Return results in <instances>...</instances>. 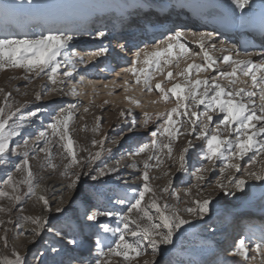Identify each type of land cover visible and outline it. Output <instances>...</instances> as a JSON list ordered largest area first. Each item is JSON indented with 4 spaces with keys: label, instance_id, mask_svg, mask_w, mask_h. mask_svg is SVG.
<instances>
[{
    "label": "snow or ice",
    "instance_id": "6c2138e0",
    "mask_svg": "<svg viewBox=\"0 0 264 264\" xmlns=\"http://www.w3.org/2000/svg\"><path fill=\"white\" fill-rule=\"evenodd\" d=\"M234 4L233 13L236 9L241 13L248 9L251 13L252 0H234ZM33 5L34 0H27L26 3L25 0H14L13 3L0 5V15ZM182 27L176 25L158 43L136 50L129 61L130 67L123 69L124 73H130L135 78L137 85L143 76L142 90L148 93L155 90L164 101L175 98V106L171 109L154 115L143 112L142 120L138 122L133 118L129 123L126 133L135 135L141 129L148 130L152 139L130 150L128 155L132 162L125 165H121L120 161L112 165L97 164L102 154L112 153L111 147H104L109 138L107 133H103L100 139L91 140L92 148L98 149L94 152L78 145L72 134L78 111L75 104L59 108L52 122L35 134L29 133L24 123L22 110L33 102L43 100L46 93L80 95L73 80L77 63H83L84 59L78 52H69L74 37L59 30H48L47 34L0 36V72L20 70L21 76L13 75L10 79L33 81L46 77L53 85L51 88L47 83L41 85L42 90L33 93V100L23 102L13 98L11 91L0 88L3 101L0 106V166L10 165L14 169H5L4 187L0 188V200H7L8 204L7 207L0 204V213L8 216L7 220L0 217V264H164L169 254L166 246L174 245V238L181 234L184 226L191 227L194 220L203 221L209 217L213 211L211 205L218 196L244 193L249 180L264 182V52L241 53L235 46L227 47L223 41L217 46L212 33L184 31ZM97 37L105 38L106 33L98 30ZM183 38L198 45V50H193L191 55L201 57L202 62L190 63L176 74L184 77L186 83H174L165 89L163 81H158L153 87L150 68L154 66L159 70L161 58L168 56L171 59L176 48H179L181 56L189 54L190 49L182 42ZM119 49L121 52L132 51L131 46L126 44H120ZM217 50L227 54L214 56ZM109 52L108 47L101 46L91 56H106ZM141 63L144 67L137 68ZM168 63L169 60L164 61L165 65ZM219 64L226 68L220 69ZM209 70L215 75L188 79L193 71L198 74ZM241 76L248 79L243 80ZM172 77L173 73L169 71L165 79L171 81ZM123 84H129L127 78L123 79ZM19 91L16 88V92ZM22 95L27 96L28 93ZM125 99L136 107L141 106L139 100L127 96ZM107 103V100L104 101V104ZM89 111V106L85 105L83 112ZM120 115H131V110L122 109ZM37 116L38 110L29 111V126ZM96 120L93 132L100 131L101 118ZM150 123L154 126L151 130ZM86 129L85 124L83 130ZM122 133H125L124 129L111 140L113 145L120 144L125 138ZM25 135L32 136V139H25ZM180 137H183V144L178 156H174L173 146ZM54 148L59 164L53 162ZM165 149L167 161L172 162L163 171L167 182L162 186L154 185L151 182L161 177L151 175L150 170H159L165 165V159L159 155ZM39 153L44 154L40 167L53 171L62 169L60 175L66 181L55 203L47 194L49 189L40 182L43 177L37 179L33 171L32 161H40ZM141 156L142 161H137L136 157ZM190 160L200 166L193 165L192 175L196 184L183 190L187 199L180 207L181 196L173 187L175 173L172 168L175 166L176 172H188ZM217 161L223 166L219 168V177L213 185L207 176L216 171ZM140 163L143 167L136 176L139 184L133 186L124 180V194L114 192V200L113 196H105L106 203L99 202L101 194L83 179L88 177L93 182H99L104 177L115 176L119 184L121 168L137 169ZM24 186L27 192L23 191ZM205 186L211 191H205ZM193 187L197 190L195 195ZM37 189L41 191L37 192ZM25 196L35 199V204L40 205V212L23 215L24 209L19 208L16 220H13V209L21 204ZM169 198H174L176 203H171ZM77 200L81 209L76 211L73 222L69 213L74 211L72 205ZM109 219H114L117 226L112 227ZM20 221L28 226L18 233L19 236L27 233L23 248L17 247L10 239L9 232L12 230L7 227L8 224L21 227ZM101 233L111 234L115 239L105 245ZM33 248L36 249L34 253ZM220 252L221 257L214 264H264V238L253 241L250 237L239 235Z\"/></svg>",
    "mask_w": 264,
    "mask_h": 264
},
{
    "label": "rangeland",
    "instance_id": "374dc122",
    "mask_svg": "<svg viewBox=\"0 0 264 264\" xmlns=\"http://www.w3.org/2000/svg\"><path fill=\"white\" fill-rule=\"evenodd\" d=\"M13 2L14 0H0V5ZM11 15L14 17V21L9 19ZM6 17H8V19ZM44 27L46 26H43L42 22L38 18L22 11L10 10L7 15H0V36H23L32 35L34 33L45 34L46 30ZM166 33H169V31ZM140 37H142V34H140ZM163 38L161 37L157 39L155 43H158ZM134 39V37L129 38L127 36V40L124 39L119 42V44L128 45L127 43H129L128 46H130V43L134 41ZM85 42L86 40H81L78 45L77 43H73L72 48L69 50L70 53L73 51L78 52L84 59L83 63H77L73 80V83L76 84L77 91L80 93V95L74 97L72 95L46 93L43 100L29 104L27 108L22 110L23 116L25 117L24 123L29 133L35 134L36 131L43 130V128L47 124L52 122V117L56 115L59 108H66L69 104H75L81 110H83V107L85 105L89 106V108L92 109L96 108V104L101 103V99H104V101L107 100L108 103H103L101 105V112L117 113L122 109L131 110V115H126L130 122L133 120V118H135L139 122L143 118V112H148L150 115H154L156 112H162L165 109H171L175 106V98L169 101H164L159 98L160 94L157 91L154 90L153 92L148 93L146 90H142L143 76H141L140 78L141 83L137 85L135 84V78L131 74V76H125L123 74V70L118 67L119 64L120 66L125 65L126 68L130 67L129 61L133 58V53L135 52V50L145 47H151L153 43L148 45L144 43L131 45L132 51L120 52L122 58L120 60L116 59V61L113 62L114 64H112L108 59L106 61L105 58L113 50V48L110 46L108 47L110 49L109 54L106 56H101V62L96 60L92 66L91 61L95 60V58L91 56V53L97 51L100 47L96 46L95 48H93L92 46H86L92 45V42ZM173 52L174 55L171 57V59H169L168 56H164L161 58V68L159 70H157L154 66L150 68L149 74L152 77L151 84L153 85V87L158 81H163L162 86L165 89L170 88L174 83L184 84L186 83L185 78L176 74L185 69L190 61L196 64L201 63L199 57H193L191 54H185L181 56L179 48L174 49ZM60 59L63 58L61 57ZM76 59L78 60L79 58L76 57ZM165 60H169V63L167 65L164 64ZM177 64H179V67H177ZM142 67H144L142 63L137 65V68ZM61 71H63V65ZM169 71L173 73L171 81L165 79ZM13 75L21 76L22 73L20 72V70H16L15 72L11 70L0 72V88H4L6 91H11L13 93V98L20 102H23L24 100H33V93L41 91V85L45 83L48 84L49 88L53 87V85H51V83L47 81L46 77L41 79H34L33 81H26L24 79H10V77H12ZM209 75H215V73L209 74V72L207 71H202L197 74L195 71H193L188 79H203ZM99 77L104 78V82H106L105 85L107 84L108 87H100V83H98L100 81L98 80L96 83V78L98 79ZM81 78H83L82 81ZM124 78H128V85L123 84ZM240 78L243 80L248 79L247 77L243 76H241ZM89 81H91L92 83H89ZM113 81H116V83L120 85L116 86V83L113 84ZM222 82L227 83V81ZM92 85L97 87H94ZM239 86L247 87L248 85ZM16 88H19V93L16 92ZM125 88H127V91H125ZM133 89H136L137 92H140V94L135 92V90ZM67 90V87H65V91ZM24 92H27L28 95H22V93ZM126 96L131 97L135 100H139L141 106L136 107L134 104L130 103L129 100L125 99ZM153 101H156V103H153ZM2 105L3 101L2 98H0V106ZM30 110H38V116L34 118L32 124L29 126L27 117ZM119 118L120 112L118 113L117 120ZM108 119L109 118L105 117L100 121L101 127L99 132H93L92 129H90L88 133H84L83 131H80L78 127L74 126L75 131L72 133L73 137L78 142L79 146L87 147L90 151L94 152L98 149L92 148L91 140L93 138L100 139L103 133H107L109 138L105 141L104 147H111L112 153L111 155H108L107 153L102 154L101 160L97 161V164H99L100 166H103L104 163L112 165L116 163V161H120L121 165L130 164L132 161L128 155L129 151L133 150L134 147L141 142H149L152 137L149 135L148 130H145L146 132L142 133V131H144L143 129L138 131L135 135L126 133V129L128 128L130 122L125 126L116 128L115 123L112 120ZM87 123L89 124L88 121ZM153 127L154 126L150 123L149 130L153 129ZM121 129L125 130V133H122L125 138L121 141L120 144L113 145L111 143V140L113 138H116L117 133L120 132ZM24 138L32 139V136L25 135ZM161 139L166 140L167 137H162ZM182 143L183 137H180L173 146L174 156H178L179 149L182 146ZM40 146H43L42 142L40 143ZM52 151L54 155L53 162L59 164V157L55 156L56 149L54 148ZM194 151L198 152L199 150ZM166 152L167 149H165L164 152L159 153V155L165 159V165L162 166V168L159 170H150L151 175L161 177V179L153 180L151 182L154 185L162 186L167 182V178L163 176V171L166 170L167 165L172 162L167 161L165 156ZM39 156L40 161L34 160L32 161V165L37 179L43 177V179L40 181L42 186H46L52 180L65 184V179L60 175V171L62 169L53 171L52 169L47 167L41 168L40 163L44 161V154L39 153ZM142 159L143 156L136 157L137 161H142ZM245 160H247V157L245 158ZM150 163L155 162L150 161ZM193 165L195 167L200 166L198 163H195L194 160H190L188 172H176L175 166L172 168V172L175 173L173 177V187L174 190L181 196V203L179 205L180 207L184 206L182 201L184 199H187L184 196L183 190L196 184V180L192 175V172L194 171ZM222 166V163L220 161H217L216 172L208 174L207 179L211 182V184L214 185L216 179L219 177V168ZM142 167V163H140V166L137 169L122 167L121 171L119 172V176L121 177L119 184L117 183L115 176H113L112 178L104 177L99 182H93L88 177H83V179L87 181L88 184L94 186V191H97L101 194L98 198L99 202L106 203L107 201L104 199L105 196H113L114 192L119 195L124 194V192L126 191V186L123 183L124 180H127L128 183L132 184L133 186L138 185L139 181L136 180V176L139 174ZM5 169H7L8 171H14V169L11 168L10 165L0 166V188L4 187L2 180L3 178H6L4 175ZM39 190L41 189H37V192ZM23 191L27 192L26 186H24ZM196 191L197 190L193 187L194 195ZM205 191H211V188L205 186ZM129 195H131L130 191ZM114 199L115 196H113V200ZM169 200L171 203H176L174 198H169ZM55 201L57 200H53V203H55ZM0 204H3L6 207L8 206L7 200H0ZM111 206L112 205H109V207ZM72 207L74 211L70 212L69 216L73 218L74 222L76 211L81 209L80 201L77 200L75 202V205L73 204ZM19 208L24 209L22 213L23 215H35L39 214L40 212V205L35 204V199H29L28 196H25L21 204L17 205V207L13 209V212L11 214L13 220H16L18 214L17 210ZM211 208L213 211L210 212L209 217H206L203 221L194 220L191 227L187 225L184 226L181 234H178V236L174 238V245L166 246L169 249V254L167 259L164 261V264H169V261L171 262V264H178V262L179 264H214V261L221 257L220 249L231 243V241L237 236L243 235L245 237H250L253 241H258L264 238V182L249 180L244 193L238 192L236 196L220 195L213 201ZM0 217H3L5 220L8 219V216L4 213H0ZM245 222H247V224ZM109 223L112 227L117 226L114 219H109ZM20 224L21 227H17L16 224H8L7 227L12 230L9 232L10 239H12L17 247L23 248V245L27 239V233L25 234V236H19L18 233L24 231V229L28 226L23 225V221H20ZM255 224H259V226L262 228H256ZM101 236L104 238L105 245L115 239L111 236V234L101 233ZM35 251L36 249L33 248L32 252L34 253Z\"/></svg>",
    "mask_w": 264,
    "mask_h": 264
},
{
    "label": "bare ground",
    "instance_id": "6f19581e",
    "mask_svg": "<svg viewBox=\"0 0 264 264\" xmlns=\"http://www.w3.org/2000/svg\"><path fill=\"white\" fill-rule=\"evenodd\" d=\"M225 1L228 4L235 6L234 0H225ZM261 1L264 0H252L251 7H255L257 3ZM26 2L27 0H25V3ZM176 2L177 0H34V5L32 7H25L15 11H22L24 13H29L30 15L38 18L42 22V25L46 26L44 27L46 30L45 34H47L48 30H59L74 37L72 44L77 43L78 45L81 40H86L85 43L92 42V45H86V44L85 45L92 46L93 48H95L96 46L97 47L116 46L115 48L117 50L119 46L118 45L119 42H121L124 39L127 40V36L129 38L131 37L135 38L134 41L130 43L131 45L138 43L140 44L144 43L146 45L151 44L148 43L147 39H143V34L142 37L139 36V38H137V36L141 34L140 31L143 29L145 30L146 27H151V28L159 27L161 29H164L166 27L164 26L162 27V25L167 22L173 23V26L176 25L183 26L181 30L184 31L210 32L206 29H203L196 22L191 21L184 13L174 12L173 4ZM6 18L8 19V17ZM9 19L14 21V17L12 15L10 16ZM98 30L104 31L106 33V37L98 38L97 37ZM169 30L170 29H168L167 32ZM210 33L213 34L214 41L217 44V46H219L221 41H223L227 47L235 46V49L237 50L234 41L225 39L219 34L213 32ZM153 36L160 37L161 34L154 33ZM155 41L152 43L154 44ZM182 42L189 47L190 49L189 54H191L193 50H198V45L193 43L190 39L183 38ZM127 44L129 45V43ZM259 46L261 45L253 43L247 45L246 49L253 51L258 49ZM119 51L120 49H118V52ZM222 54H227V53H221L219 50L213 53L214 56H220ZM100 57H96L95 60H92L91 65L93 66L96 60L101 62ZM193 57L198 58L199 56H193ZM116 59L120 60V58L118 57ZM199 59L201 61V57H199ZM109 61L113 64L115 60L114 61L109 60ZM190 63L193 62L190 61ZM118 67H120V69L122 70L126 68L125 65L120 66V64ZM218 67L220 69L226 68V66L223 64H219ZM207 72H209V74H213L210 70ZM123 74L125 76L127 75L131 76L130 73L123 72ZM97 80L100 81L98 82L100 83L99 85L100 87L105 86L106 82H104L105 81L104 78L102 77H99L98 79L96 78V83ZM119 85L116 83V86ZM133 90L137 92L136 89ZM137 93L140 94V92ZM103 103H104V99H101V103L96 104V108H92V109L90 108V111L88 113H84L83 110L77 107L78 109L76 113L77 119L75 121L74 126L78 127L80 131H83L84 133H88L90 129L96 127L97 117L101 118V120L105 117L109 118L115 123L116 128L125 126L127 123L130 122L127 116H121V115L120 118L117 120L118 113L121 112V110L120 111L118 110L119 112L117 113L101 112L100 107ZM80 116H83L84 119L80 120L79 119ZM87 121L89 122V124L87 123ZM85 124L87 125V129L83 130V126ZM145 132H146L145 130L142 131V133ZM194 150H199V149H193L192 151ZM63 184L64 183H60V182H56L55 180H52L46 186H44L49 189L47 194L49 197L52 198V200L59 199L62 192ZM40 191L41 190H39L38 192ZM64 195L67 196L66 193H64ZM245 223L247 224V222ZM255 226L258 229L262 228L259 226V224H255Z\"/></svg>",
    "mask_w": 264,
    "mask_h": 264
}]
</instances>
